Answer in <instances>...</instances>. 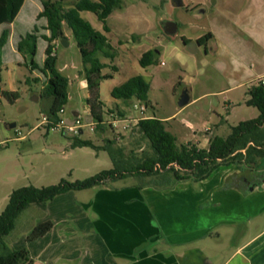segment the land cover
Returning <instances> with one entry per match:
<instances>
[{
  "label": "rangeland",
  "instance_id": "rangeland-1",
  "mask_svg": "<svg viewBox=\"0 0 264 264\" xmlns=\"http://www.w3.org/2000/svg\"><path fill=\"white\" fill-rule=\"evenodd\" d=\"M187 1L190 5L200 3L198 7L205 12L193 10L186 13L180 8L173 10L169 0H122L121 6L107 18L109 32L103 31L102 23L93 13L81 14L84 20L107 38L115 52L112 61L99 56L100 61L107 65L103 73L111 72L112 66L117 68L113 78L101 81L99 86L105 112L103 119L106 122L102 129H89L91 120L87 114L81 57L72 36L67 38V45L56 43L55 50L56 68L68 80V98L62 117L74 120L73 111L77 112L82 125V132L77 135L61 128L40 125L49 107V100L41 97L47 79L30 72L22 64V59L7 60L6 53L2 54L0 89L17 92L19 97L11 103L0 95V214L12 191L18 188H42L56 185L62 180L73 183L113 167L106 151L72 147L75 139L91 141L97 148L106 144L107 140H112L125 156L133 153L141 158L150 153L148 142L135 128L142 116L165 119V129L175 137L178 146L191 143L204 149L208 147L207 133L226 138L231 127L258 117L256 108L245 105V88H232L236 82L242 81L251 55L255 54L249 41L251 4L248 0ZM29 2L39 4L37 0L25 2L9 29L13 45L17 34H25L34 25L33 14L28 12ZM73 2L65 1L63 6L70 7ZM173 19L179 26L178 36L192 40L206 32L222 31L215 39L209 40L207 46L188 50L176 35L168 36L162 28V21ZM238 23L241 25L237 28ZM42 24L40 20L37 26L41 28ZM44 46L43 41L38 42L36 62L41 63ZM148 50L154 51L155 60L143 69L138 60ZM136 75L142 76L149 84L148 99L151 104L143 114H140L138 107L132 106L138 104L137 101L121 102L110 95L113 87ZM183 91H187L190 101L180 108L178 100ZM112 118L126 120L123 124L131 120L133 125L123 131V124L119 123L112 131L109 127ZM11 124L15 126L11 128ZM226 166L229 165H220L213 172ZM255 168L264 171V165L258 164ZM146 180L128 177L123 179V184L117 185L143 183ZM112 185L116 184L107 182L86 190L70 191L52 202L30 205L17 217L11 232L3 237L4 245L10 249L24 248L31 242L27 237L33 228L52 221L58 214V208L72 210L62 220H82L81 214L73 211L77 201L93 199L97 190ZM229 230L223 229L224 235L218 244L227 242L229 235L225 231Z\"/></svg>",
  "mask_w": 264,
  "mask_h": 264
},
{
  "label": "crops",
  "instance_id": "crops-1",
  "mask_svg": "<svg viewBox=\"0 0 264 264\" xmlns=\"http://www.w3.org/2000/svg\"><path fill=\"white\" fill-rule=\"evenodd\" d=\"M26 1L14 21L5 26L9 36L2 54L6 53L7 60L22 59L16 52V43L38 21L43 23L41 28L37 26L41 29L39 35H48L43 29L45 20L37 19L42 11L37 0L39 4L29 2L28 8L34 25L25 34H17L14 45L11 43L10 26ZM248 1L249 41L255 54L251 55L242 81L232 87L243 86L246 97L250 86L264 80V0ZM83 12L87 11L80 12V16ZM66 28L64 25V35L70 39L71 32ZM221 31L202 35L210 33L212 40ZM43 60L44 56L37 63L42 65ZM84 86L86 99V82ZM73 115L76 118L78 114L73 111ZM128 124L133 125L131 120ZM206 136L208 146L211 134ZM122 181L100 188L93 199L77 201L73 211L81 214L82 220L73 218L66 222L62 219L72 210L58 208V214L49 220L52 229L24 247L31 264H264V171L229 165L218 168L200 182L184 181L170 189L139 188L141 183L117 185ZM226 228L230 229L225 231L229 235L227 242L218 244Z\"/></svg>",
  "mask_w": 264,
  "mask_h": 264
},
{
  "label": "trees",
  "instance_id": "trees-1",
  "mask_svg": "<svg viewBox=\"0 0 264 264\" xmlns=\"http://www.w3.org/2000/svg\"><path fill=\"white\" fill-rule=\"evenodd\" d=\"M71 0H39L42 11L37 19H44L43 29L48 35H39V28L21 36L16 43V52L23 60L30 72L36 71L47 79L41 91V97L49 100L46 117L48 127L53 128L60 119L68 94V80L56 68L57 56L55 46L61 38L65 37L63 26L71 32L72 38L79 49L82 74L86 82V106L90 120L95 128L102 129L104 122V104L100 100L99 86L101 81L112 79L117 72L115 66L111 72L103 73L107 67L99 56L112 61L115 52L109 45L107 38L95 30L90 23L80 16V12L87 11L95 15L102 23L103 31L109 32L107 18L121 6L122 0H75L71 7H64L63 3ZM24 0H0V72L2 66V51L7 43L9 31L5 26L10 25L19 13ZM207 33L200 38L207 42L211 38ZM38 39L46 43L42 65L35 61ZM155 60L153 50L144 52L138 60L141 68L152 65ZM1 82V78H0ZM149 84L142 76L136 75L124 83L112 88V98L127 102L135 100L148 107ZM0 95L9 102L18 99L17 92L0 89ZM245 105L258 110V117L238 123L231 127L226 138L211 134L207 148H198L194 144H176V139L165 129V121L151 117L138 119L135 128L143 139L148 142L150 153L137 158L133 153L129 156L123 154L121 148L115 147L112 140H107L101 147H95L91 141L75 139L72 147H90L101 149L108 153L113 167L109 170L73 183L60 181L56 185L42 188L21 187L9 196L8 203L0 214V264H31L28 251L10 249L3 243V237L14 228L17 217L30 205L42 204L53 200L56 196L70 191L90 189L107 182H115L128 177L147 179L138 185L156 189H170L184 181L194 183L206 179L220 165H236L240 169L257 171L258 164L264 165V83L258 81L250 86L246 92ZM120 115H122L120 113ZM110 127V126H109ZM111 128V127H110ZM52 222L46 221L36 225L28 235V241H34L52 229Z\"/></svg>",
  "mask_w": 264,
  "mask_h": 264
},
{
  "label": "built area",
  "instance_id": "built-area-1",
  "mask_svg": "<svg viewBox=\"0 0 264 264\" xmlns=\"http://www.w3.org/2000/svg\"><path fill=\"white\" fill-rule=\"evenodd\" d=\"M261 83H264V80H261ZM139 108V112L140 114H143L144 113V106L143 105H135V108ZM62 114H63V110L60 111V119L59 121L55 124V126L53 127V129H58V128H61L63 129L64 131L66 132H72L74 135H77L78 133H81L82 130H81V121H80V117L79 115H77L76 118H74V120H72L71 122H68L66 119H64V117H62ZM87 114L89 115L88 111H87ZM143 117V116H142ZM144 118V117H143ZM49 123L48 119L46 116L42 117V120L40 122V125H47ZM119 123H125V121H121L120 119H110V122H109V126L111 128H117V124ZM89 129L91 131L94 130L95 128V124L90 121L89 122ZM131 124L129 125L128 123L127 124H123L122 125V130H126L128 127H130Z\"/></svg>",
  "mask_w": 264,
  "mask_h": 264
},
{
  "label": "flooded vegetation",
  "instance_id": "flooded-vegetation-1",
  "mask_svg": "<svg viewBox=\"0 0 264 264\" xmlns=\"http://www.w3.org/2000/svg\"><path fill=\"white\" fill-rule=\"evenodd\" d=\"M170 2V4H171V6L172 7H174L173 8V10L175 9V8H180V9H182L183 11H185L186 13L187 12H192L196 7H198V6H200L201 4L200 3H198V4H195V5H190L189 3H188V1L187 0H169ZM178 3H182V6H180V7H177L176 5L178 4ZM185 4V5H184ZM195 12H198V11H195ZM194 12V14H195V16H196V14L197 13H195ZM174 20V19H173ZM165 21H167V20H164V21H162L161 22V24H162V28H163V23L165 22ZM172 21V20H171ZM173 22H175L176 23V25H177V34H176V36L178 37V40H179V42L182 44V46L185 48V47H187V48H189V49H193V48H198V47H200V46H207V43H208V41L207 42H201L200 41V38L203 36V35H201V36H199V37H196L194 40H192V39H189V38H187V37H185V36H178V28H179V26H178V23L174 20Z\"/></svg>",
  "mask_w": 264,
  "mask_h": 264
},
{
  "label": "water",
  "instance_id": "water-1",
  "mask_svg": "<svg viewBox=\"0 0 264 264\" xmlns=\"http://www.w3.org/2000/svg\"><path fill=\"white\" fill-rule=\"evenodd\" d=\"M177 7L182 6V3H178L176 5ZM194 10L199 11L200 13L204 12V9H201V7H196ZM163 30L165 32L166 35L168 36H175L177 34V25L175 22L171 21V20H167L163 23ZM62 45H67L68 44V39L66 37H63L60 39L59 41ZM187 48V47H186ZM189 50V48H187ZM189 95L187 93V91H183L182 94L179 97L178 100V107L182 108L185 105H187L189 103ZM15 124H11L10 127H14Z\"/></svg>",
  "mask_w": 264,
  "mask_h": 264
}]
</instances>
